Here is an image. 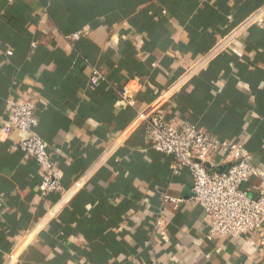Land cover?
<instances>
[{
	"label": "crops",
	"instance_id": "1",
	"mask_svg": "<svg viewBox=\"0 0 264 264\" xmlns=\"http://www.w3.org/2000/svg\"><path fill=\"white\" fill-rule=\"evenodd\" d=\"M262 10L264 0H0V264H264V229L213 238L190 172L174 174L138 119L160 113L242 145L264 172V13L251 22ZM25 101L61 193L42 197L41 169L18 148L26 136L1 134ZM163 193L183 199L177 210L160 214Z\"/></svg>",
	"mask_w": 264,
	"mask_h": 264
},
{
	"label": "built area",
	"instance_id": "2",
	"mask_svg": "<svg viewBox=\"0 0 264 264\" xmlns=\"http://www.w3.org/2000/svg\"><path fill=\"white\" fill-rule=\"evenodd\" d=\"M12 3L13 0H8ZM264 11L252 18V23H261ZM84 35L83 31L73 33L69 39L78 41ZM233 36L225 39L223 47ZM12 51L7 56H12ZM104 75L99 69H93L90 77V87H100ZM154 95L159 90L149 85ZM121 98L125 105L135 108L136 93L128 85L123 87ZM14 111L6 120L1 134L8 136L13 131L26 137L18 144L19 150L26 160H35L42 174L39 187L42 197L62 192L61 175L55 158L49 150L48 143L36 132L39 121L36 116V106L25 101L13 105ZM138 119L143 123L146 138L153 149L166 156L173 157L172 170L175 175L187 169L193 180L192 201L205 211L210 234L213 238L240 239L249 233L264 229V172L253 162V155L242 145L227 141H213L201 133L193 125L176 127L167 122L160 113L148 114L138 112ZM56 153H60L59 150ZM222 155V170H214L213 158ZM259 179L255 194L245 190L251 178ZM81 181L72 188L76 190ZM5 194L0 193V213L2 212ZM163 208L160 214L170 207L177 210L183 199H175L163 193Z\"/></svg>",
	"mask_w": 264,
	"mask_h": 264
}]
</instances>
